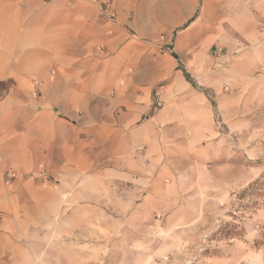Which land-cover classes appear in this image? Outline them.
<instances>
[{
    "label": "crops",
    "instance_id": "1",
    "mask_svg": "<svg viewBox=\"0 0 264 264\" xmlns=\"http://www.w3.org/2000/svg\"><path fill=\"white\" fill-rule=\"evenodd\" d=\"M109 1L114 18L99 0H0V264H136L122 250L143 247L137 233L193 225L226 184L250 88L264 91V0H201L180 61Z\"/></svg>",
    "mask_w": 264,
    "mask_h": 264
},
{
    "label": "rangeland",
    "instance_id": "2",
    "mask_svg": "<svg viewBox=\"0 0 264 264\" xmlns=\"http://www.w3.org/2000/svg\"><path fill=\"white\" fill-rule=\"evenodd\" d=\"M105 4L108 0H99ZM129 11L145 26L156 28L150 41L160 54L182 59L174 49L176 36L199 16L201 0H128ZM111 2V1H110ZM190 8V9H189ZM190 10V14L186 12ZM182 14V15H181ZM183 16L175 30H168V20ZM174 20V19H173ZM208 25L200 30L208 37ZM225 49L210 50L213 70H222L229 59ZM210 96L212 97V93ZM264 91L250 88L248 129L243 136L233 134L232 168L217 170L226 184H216L202 202V214L189 226L179 218L154 222L146 233H137L142 248L136 253L122 250V256L136 259V264H264ZM242 151H241V149ZM18 174V173H17ZM40 176V175H39ZM50 176V175H49ZM54 183V178L44 179ZM213 180V179H212ZM4 186H6L4 184ZM159 224V225H156ZM122 239V245L127 242Z\"/></svg>",
    "mask_w": 264,
    "mask_h": 264
},
{
    "label": "built area",
    "instance_id": "3",
    "mask_svg": "<svg viewBox=\"0 0 264 264\" xmlns=\"http://www.w3.org/2000/svg\"><path fill=\"white\" fill-rule=\"evenodd\" d=\"M104 15L109 18H114L116 16L115 12L112 9L111 2L108 0L105 2L104 6ZM18 176L17 171L12 168H7L3 172V182L6 186H9ZM40 176L44 179H48L50 176L46 170L40 172Z\"/></svg>",
    "mask_w": 264,
    "mask_h": 264
}]
</instances>
